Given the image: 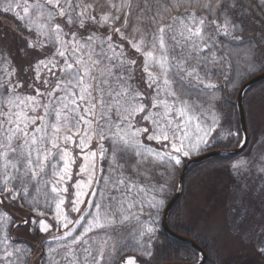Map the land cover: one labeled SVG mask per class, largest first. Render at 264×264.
<instances>
[{
  "label": "snow or ice",
  "instance_id": "obj_1",
  "mask_svg": "<svg viewBox=\"0 0 264 264\" xmlns=\"http://www.w3.org/2000/svg\"><path fill=\"white\" fill-rule=\"evenodd\" d=\"M0 14L18 34L0 44V264H28L14 233L50 219L62 234L41 264H150L165 177L216 146L221 69L264 73V0H0ZM225 167L242 203L260 179L264 215V152ZM133 223L119 256L109 231Z\"/></svg>",
  "mask_w": 264,
  "mask_h": 264
},
{
  "label": "rangeland",
  "instance_id": "obj_2",
  "mask_svg": "<svg viewBox=\"0 0 264 264\" xmlns=\"http://www.w3.org/2000/svg\"><path fill=\"white\" fill-rule=\"evenodd\" d=\"M17 35V22L13 16L0 14V37H7L6 41L0 40V44L6 42L9 46L14 48L16 42L13 38L17 37ZM256 35H258V33ZM140 75L141 73L138 70L137 77L139 78ZM225 76L232 77L238 81L235 85V88L238 89L242 81L240 77L244 76V73L239 67L230 69L228 65H225L221 69L219 80L214 82L218 83L220 87L225 86ZM230 86L233 88L232 84H230ZM220 99L219 97L218 100ZM235 99V96H231L230 99L227 98L226 100L234 101ZM242 104H244L246 115L249 143L246 145L247 147L243 153L231 159L229 162H235L240 157L249 153L258 155L264 152V143H260V141H264V79L247 89ZM221 121L222 127L215 133L216 140L214 143L215 145L219 143L225 144L218 148H234L235 143L233 140L236 139L235 133H237V130L230 129L226 126L223 122V118H221ZM228 129L234 134L231 137H226ZM211 149H216V147ZM195 155L198 154H193L185 158L184 162ZM226 164L204 161L198 168L191 170L186 180H184L178 204V220L181 221V228H176L174 226L171 228L175 233L189 237L193 239L194 242L198 240L206 242L209 250L215 255L220 256L225 264H264V257L257 254L255 247L258 239H264V232L261 231V228L264 227V215H261V196L258 192V186L261 184V181L256 178L255 175L247 180L250 194L244 197L242 203L239 198L233 197L235 182L233 177L229 174L228 169L225 167ZM181 166L165 177L168 181L166 204L174 193L173 190H175L176 186L175 183L173 184V180L175 175L177 176ZM76 167L78 169L79 165L77 164ZM74 182L73 180V183ZM253 188H256L257 191L252 192L251 190ZM71 192L72 190L70 188L69 201L72 199ZM34 195H37L39 201L43 203L44 195L42 192L34 193ZM165 206L160 210L159 214L155 216L157 238L153 242V252L154 248L165 238L164 235L160 234L162 232V212ZM69 207H71L70 204ZM27 210V207H25L23 211L17 214L23 218L24 212ZM45 215L51 217L52 213L45 212ZM72 218H77L74 213L72 214ZM49 222L53 224V229L49 234H43L39 231L33 232L30 230L31 225H29L28 228L21 226L15 231L14 235L17 236L20 241L26 242L23 246H31L32 257L29 259L28 264H41L37 259L39 251L41 249H47L48 247H57V241L53 240L52 237L61 235L62 232H57L54 220L50 219ZM174 222H176L175 219ZM237 224L240 225L239 228L236 227ZM134 228V223L124 226L117 225L112 228L109 231V235L111 236L108 244L109 248L111 249L112 246L115 245L119 250V256L133 255V250L136 246L135 240L133 239ZM185 229H191L194 233L192 231V234H190L184 231ZM139 259L143 261L145 258L140 257ZM169 260L168 262L191 263L195 261V258L190 254H185L179 257L172 256ZM150 264L155 263L150 261Z\"/></svg>",
  "mask_w": 264,
  "mask_h": 264
},
{
  "label": "trees",
  "instance_id": "obj_3",
  "mask_svg": "<svg viewBox=\"0 0 264 264\" xmlns=\"http://www.w3.org/2000/svg\"><path fill=\"white\" fill-rule=\"evenodd\" d=\"M249 77L251 76H247L246 78H244L240 83L242 84V82H244L246 79H248ZM256 85V84H255ZM240 87V85H239ZM238 87V89H239ZM253 87V86H252ZM221 91H217L215 93V95L218 97L221 98L220 100H218V107H217V112H219V115L221 116V118H223V122L226 126H228L230 129H233V130H237L236 132L239 133V137L237 138L236 136V139L233 140V142L235 143V146L238 144L237 142V139L240 140V125H239V118H238V111H237V107L235 105V100H226L227 98L230 99L231 96H235L236 97V94H237V91L238 89H234V88H231L230 84H227V86H221L220 87ZM230 96V97H229ZM225 145L224 143H219L217 144L215 147L218 148V147H221ZM238 156V155H237ZM235 158V156H230V157H224V156H215V157H212V158H208L207 160H204V161H207V162H217V163H221V164H226L227 162H229L231 159ZM202 161V162H204ZM198 163V164H195L193 165L186 173L185 175V179L187 178L188 174L191 172V170L193 169H196L198 168L201 163ZM180 170V169H179ZM179 173V171H178ZM178 173H177V176H178ZM177 176L175 175V178L173 180V184L175 183V186H176V183H177ZM180 200V198H179ZM179 200L173 205V207L171 208V211L169 213V217H168V223L170 224V227L174 226L176 228H181V221H179V217H178V214H179V209H178V204H179ZM174 219L176 220V222H174ZM173 221V222H172ZM173 223V224H172ZM177 223V224H176ZM190 234H192L191 232L193 230H184ZM194 233V231H193ZM162 235L165 236L164 240L160 242V244H158L155 248H154V256H153V259L151 261H153V263L155 264H162L164 262H168L170 261V257L172 256H176V257H179V256H184L185 254H190L192 255L194 258H195V261H196V258H197V253H195V249L193 247H191L188 243H184V242H180V241H177L173 238H171L170 236H167L163 230L162 232L160 233ZM194 235V234H193ZM198 242L200 245H202L203 248H205V251L207 252L208 254V258L206 260V262L204 264H225V262L220 258V256L218 255H215L214 253H212L209 248H208V245L206 244V242H201V241H196ZM143 262V261H141ZM251 263H254V262H251Z\"/></svg>",
  "mask_w": 264,
  "mask_h": 264
},
{
  "label": "water",
  "instance_id": "obj_4",
  "mask_svg": "<svg viewBox=\"0 0 264 264\" xmlns=\"http://www.w3.org/2000/svg\"><path fill=\"white\" fill-rule=\"evenodd\" d=\"M264 79V73H257L255 75H253L252 77H250L249 79H247L246 81L242 82V85L240 86L237 95H236V100H235V104L237 107V111H238V118H239V125H240V131H241V139L240 141L243 142L246 140V143H239L236 147L231 148V149H213V150H208L207 152L198 154L194 157H192L191 159H187L184 164L181 167V170L179 171L178 174V178H177V187L176 190H174V194L171 196V198L168 200L163 212H162V228L164 230V232L170 236L171 238L180 241V242H184V243H188L189 245H191L197 253V260L195 262V264H204V262L206 261L207 258V254L205 252V249L200 246L197 242H194L193 239L186 237V236H182L178 233H175V231H173L168 222V216L170 213L171 208L173 207V205L177 202V200L180 198L181 193H182V189H183V185H184V179H185V175L188 171V169L196 164L199 163L205 159L208 158H212L214 156H233L236 154H239L240 152H242L245 148L246 145L248 144L249 141V133H248V128H247V122H246V115H245V110H244V104L243 103V97L245 92L247 91L248 88H250L252 85L256 84L257 82L261 81ZM203 256V260L201 261L200 258ZM165 264H193V262L188 263V262H168Z\"/></svg>",
  "mask_w": 264,
  "mask_h": 264
},
{
  "label": "crops",
  "instance_id": "obj_5",
  "mask_svg": "<svg viewBox=\"0 0 264 264\" xmlns=\"http://www.w3.org/2000/svg\"><path fill=\"white\" fill-rule=\"evenodd\" d=\"M255 148V147H254Z\"/></svg>",
  "mask_w": 264,
  "mask_h": 264
}]
</instances>
